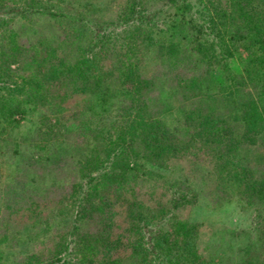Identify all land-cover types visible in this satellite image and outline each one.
Returning <instances> with one entry per match:
<instances>
[{"label": "trees", "instance_id": "trees-1", "mask_svg": "<svg viewBox=\"0 0 264 264\" xmlns=\"http://www.w3.org/2000/svg\"><path fill=\"white\" fill-rule=\"evenodd\" d=\"M236 53L259 101L230 68L225 55ZM0 57V78L18 95L0 113L13 119L30 107L40 118L29 154L18 142L14 150V170L30 181L16 197L31 203L12 204L14 193L6 202L31 211V225L65 221L52 254L28 264H264L262 212L234 260L203 253L194 224L176 212L197 198L191 171L215 206L233 196L258 213L264 206V0H0ZM98 65L108 79L93 75ZM171 158L185 170L176 188L152 173L168 199L138 186L148 166ZM73 166L89 178L80 193L68 181ZM68 241L78 260H63Z\"/></svg>", "mask_w": 264, "mask_h": 264}, {"label": "rangeland", "instance_id": "rangeland-1", "mask_svg": "<svg viewBox=\"0 0 264 264\" xmlns=\"http://www.w3.org/2000/svg\"><path fill=\"white\" fill-rule=\"evenodd\" d=\"M70 4L71 2L67 3V1H64L59 6L63 5L64 10H69L72 7ZM165 17L166 16L161 17V20H163L162 18ZM157 18L159 19V17ZM20 25V18H15L12 20V26L16 28V32L19 30ZM50 25L51 24L48 26ZM214 39L216 40V45L220 48H223L224 53L226 54V46L228 45L227 40L222 37L220 42L218 41L217 43V39ZM115 56L116 58L118 57L117 55ZM225 56L227 57V61L233 71H240L244 74L245 78L247 79L246 84L248 88L247 90L250 93V97H253L259 101L260 97L257 95L256 88L248 79L245 65V55L236 53L234 55ZM112 59H115V57H111V60ZM118 61L121 62L120 59ZM17 62L18 61L14 59L10 61L12 70L18 68ZM98 66L100 70H94L96 73L93 75L95 77H99L101 75L103 78L107 77L108 79L110 73L103 72V68L100 65ZM109 66H112L111 61L105 64V67ZM220 71L221 68L218 69V72ZM16 78L17 81H22L21 77L18 78L17 76ZM5 83L7 82H4L0 78V106L4 104V108H9L11 104L16 105V98L18 95L16 91L14 92L7 86H4ZM11 83L8 82L7 85H10L11 88H14ZM74 102L76 101L72 100L73 105L75 104ZM29 109L30 107H28V112L26 115L16 114L14 115L13 119L7 117V114H3L4 110H1L2 114L0 113V264H28L31 255L34 253L40 254L41 252H47L48 254H52V248L54 245H56V238L53 239V231L65 225V221L62 218L57 219L50 228L48 227L51 224L48 225L44 222H40V224L37 225H31L29 217L31 211L28 212L27 215L25 214L26 210L25 212L23 210L20 214L16 212L17 210H15V204L18 205L21 203L28 205L31 203V200L22 199L20 201L19 197H16V191L23 192L21 194H26L27 190H25L26 187H23V183L28 181L27 184L29 185L30 181L25 179L26 181L21 182V180H24L23 175L19 170H14V167L16 166V163L20 157L18 152L14 153L15 147L18 148L17 142L19 143V148L27 150L26 153L29 154L30 148L28 147V144L33 141L32 137L36 135L34 134L35 130L32 131V129L36 128V126L39 125L38 121H40L38 114L34 113L32 115ZM4 112H8V110H5ZM100 115L102 114L100 113ZM103 115L107 117L108 120H111L109 111ZM73 154L74 153H72V155ZM89 160L90 162H94L96 157L91 156ZM147 170L149 172H147L148 175H144L145 177L139 180L138 186H140L143 190L145 188H152V185H154L153 188H156V190L160 191H165L166 189H164L161 180H156L157 174L152 175L153 172L164 174L165 180L170 182L173 181L176 188L179 185L178 180L183 178V173L185 171L183 169V165L173 158H171L169 161L168 166H153V169L148 166ZM95 173L96 172H94V174ZM66 175L68 176L69 172ZM70 176H74V179H70V177L68 179L69 182L70 180L75 181L76 186L77 184H80V187L77 190V192L80 193L88 184V176L85 175V171H81V168H78L77 166L72 167V174ZM187 176L189 178V182L191 183L192 190L196 191L197 198L191 202L189 207L176 209V212H178L177 214L181 219L194 224V237L203 253L206 251L214 254L230 253L234 257L233 260L236 259L237 249L239 245L242 244V240L246 239L245 234L250 232V230L255 227L259 221H261L260 212H262V215H264V206L258 208L260 210L258 213V210L256 209L257 205L255 206L253 204L245 203L237 196H233L230 200L226 202L223 201V203L215 206L216 204L214 203V200H212V198L205 193L202 183L195 178L196 175L194 172L191 171ZM57 184L59 183H52L54 186ZM166 192L167 193L163 196L164 199H168L170 195V190L169 192L166 190ZM6 194L9 196L13 194L12 197L14 198V202L12 204L14 205L10 204V206L7 204L5 198ZM41 228L46 231L42 230L41 233L37 234L36 232ZM236 232H243V237L240 236V233L239 235H236ZM125 238L127 239V237ZM63 239L66 240L65 238ZM69 243V249L61 254L63 260L69 262H71V260H78L82 256V253L71 250V246L74 245L76 241H71ZM230 263L231 262H228V264ZM59 264H64V262Z\"/></svg>", "mask_w": 264, "mask_h": 264}]
</instances>
